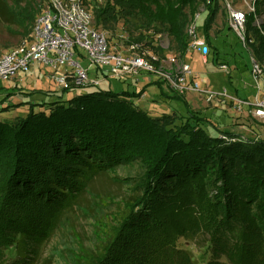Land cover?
Masks as SVG:
<instances>
[{
    "label": "trees",
    "instance_id": "obj_1",
    "mask_svg": "<svg viewBox=\"0 0 264 264\" xmlns=\"http://www.w3.org/2000/svg\"><path fill=\"white\" fill-rule=\"evenodd\" d=\"M14 1L17 10L5 0L0 9L23 38L42 0H28L27 6ZM201 2L210 62L228 64L209 35L221 8L218 0H106L96 19L98 26L112 29L119 18L133 30L163 29L184 55L188 14ZM255 5L259 15L264 0ZM254 15L246 17V31L254 37L251 49L264 61V19L258 27ZM68 91H46L50 99L29 101L24 116L0 120V247L15 246L12 264H29L24 254L35 252L30 247L45 235L48 211L84 191L92 175L136 158L145 170L134 183L129 208L98 256L85 264H195L176 239L202 227L211 252L203 264H264L263 134L252 140L227 131L226 138L210 134L190 109L184 120L175 111L151 116L132 102L144 88H96L73 96ZM166 97L184 99L171 92ZM7 99L0 95L1 112L29 103ZM36 105L45 108L34 110ZM50 218L54 222L56 215Z\"/></svg>",
    "mask_w": 264,
    "mask_h": 264
},
{
    "label": "rangeland",
    "instance_id": "obj_2",
    "mask_svg": "<svg viewBox=\"0 0 264 264\" xmlns=\"http://www.w3.org/2000/svg\"><path fill=\"white\" fill-rule=\"evenodd\" d=\"M5 1L8 6L17 10L18 7H16V5L18 3L16 1ZM19 3H21L20 5L27 6L28 0H20ZM105 3L106 0L85 1L89 9L91 5L94 4L91 11L93 16L92 25L111 35L113 42L120 40L123 42L122 44L124 46L131 42H139L143 44L142 46L144 49L148 50L151 48V42L155 45H159V43L162 42L163 45L166 46L165 53H167L168 56L177 55L179 53L175 43L172 42L171 37L163 29L161 31H156V29L141 26L133 30L124 23L122 18L117 20L113 29L110 28L112 25L108 27L103 25L98 26L96 9L105 6ZM42 5L43 0L39 3V10ZM198 8L194 14L198 11ZM259 9V15L261 19H264V5H261ZM200 14L198 23L202 27L206 13L203 11ZM225 15L221 7L209 31V35L212 37L216 46H218L220 55L225 57L223 59L228 63V70H219L216 63L212 64L210 62V55L207 65L202 62L201 56L197 52L188 53L186 55V60L190 63L192 70L198 73L197 82L201 88L205 85L207 86V84L210 90L215 92L220 91L222 88H226L227 95L235 96V98L247 97L252 103L253 86L250 77V54L247 49L243 48L235 32L227 28L228 24ZM192 16L193 15L188 14L186 26L191 22ZM33 23L30 26L29 34L21 38L17 33L19 29L10 22L9 18L7 20L3 11L0 9V56L4 52L15 48L23 39H29ZM185 29L184 33L186 36ZM139 31H141V37L139 36ZM229 58L231 60H236L237 69L231 67ZM58 72L59 71L52 72L49 69L40 67H35L27 72H19L13 79L0 82V95H8L6 103L20 102L21 99H27L24 100L27 103L29 101L32 103H40L42 102L39 99L41 95L45 94L46 91H53V89H56V82L53 75ZM89 76L91 77L93 75L89 74ZM116 81L118 80H111V87H108V82L102 80L99 87L120 92L126 85L124 84L123 87H120V83ZM129 82L130 80L128 83ZM130 85H132V83H130ZM163 86L165 89L168 87L166 83H164ZM99 87H80L73 93L69 92L68 96L77 95L90 90V88L96 89ZM131 88H133V85ZM192 93L195 92L185 93L184 99L160 98L158 103L161 104V106L154 105L151 101L147 100L139 101V104L142 106V109H147L148 111H145L151 116H158L163 113L169 114L175 111V113L184 120L185 117L189 115V108L185 102L186 99L189 106L195 109L192 112L199 115L198 119L201 125L204 126L210 134L220 135V133H224L223 131H227L244 140H252L262 134V136H264L262 124L259 120L254 118L251 113H248L249 108L245 109L239 100L216 98L211 102H206L203 95ZM32 103H24L19 107H13L4 112L0 110V120H17L27 113L29 104ZM213 103H217L219 106L223 107V111L214 112L212 116V114H208L206 111L213 107ZM135 105L137 106L136 103H134V106ZM1 106L2 105H0V107ZM44 108L43 105H36L34 110H43ZM201 110L205 112L203 115L198 113ZM225 111L227 113H225ZM217 114H219V116H217ZM210 116H212V118ZM180 118L178 120L179 122L181 121ZM230 122H232V124H230ZM220 126L224 128H220ZM114 168L113 166H108L106 168L108 172L92 175L88 181V187L84 191H81L63 206L48 211L50 214H55L56 219L53 222L51 218L49 219L50 214L48 215L49 222L45 235L38 241L39 243L37 245L35 244L36 246L33 245L30 247V249L35 252L24 254L29 258V264H85L90 258L98 256L102 247L111 237L113 228L117 226L120 218L129 208L128 202L133 195L134 183L137 182L139 176L145 170L140 158L131 159L128 163L121 164L119 167ZM194 231L185 230V232L180 233L176 239L177 247L182 249L195 264H203L211 256L208 242L209 235L204 230V227L199 230L200 233L198 231H195L198 233H194ZM2 247H0L2 250L0 252V260L2 259L0 264H12L18 257L15 246L6 245V248ZM220 260L225 263L228 262L224 256H221Z\"/></svg>",
    "mask_w": 264,
    "mask_h": 264
},
{
    "label": "built area",
    "instance_id": "obj_3",
    "mask_svg": "<svg viewBox=\"0 0 264 264\" xmlns=\"http://www.w3.org/2000/svg\"><path fill=\"white\" fill-rule=\"evenodd\" d=\"M85 1L43 0L30 38L23 39L15 48L0 56V82L9 81L19 72H27L35 67L52 71L64 69L72 73L78 83L90 81L89 74L93 70L100 73L101 80L104 75L121 78L140 75L150 77L153 74L167 84L166 89L171 93L184 96L187 92H195L192 94L203 95L206 102L216 98L239 100L242 105L250 107L249 112L264 129V61L251 49L254 37L246 31V17L255 14V3L262 0H218L226 14L228 26L250 54V77L254 89L252 103L228 97L226 88L217 92L202 89L197 82L198 73L192 70L186 60L188 53L197 52L202 62L205 65L208 63L210 48L198 23L200 13L206 12L204 2L200 3L198 11L186 26L188 46L185 54L179 52L168 56L162 42L159 45L151 42L150 50L144 49L139 42L125 46L120 40L113 42L111 35L92 25L91 11L94 4L89 9ZM209 1L206 0L207 3ZM261 21L260 15H254L255 25L260 27ZM216 66L221 71L228 70V65L220 60L216 61Z\"/></svg>",
    "mask_w": 264,
    "mask_h": 264
},
{
    "label": "crops",
    "instance_id": "obj_4",
    "mask_svg": "<svg viewBox=\"0 0 264 264\" xmlns=\"http://www.w3.org/2000/svg\"><path fill=\"white\" fill-rule=\"evenodd\" d=\"M225 53H227V52H225ZM230 65L234 69H237V66H236L237 65V62H236L235 59H232V60L230 59ZM90 74L93 75V76L90 77L91 79H93V78H99V76H100L99 75L100 73L98 71H95V70L91 71ZM103 77H102V80L105 81V82H108V87H111V84H110L111 83V80H118L116 82L117 83H120V87H123L124 84H125L126 86L124 88H122L121 91L137 92V91L141 90L142 88H144V92L142 93L141 97L138 98V99L134 98L132 100L140 108H142V106H140L139 101H143V100L146 101L147 100V101H151L152 104H154V105L161 106V104L158 103V101H159L160 98H162V99H170V98H167L166 97V94L169 95V92L164 88V86H163L164 82L161 81L158 78L157 75H153L152 74V75H150V77L149 76H146V75H140L139 77L125 76V77H121V78L105 77V75H104ZM100 79H101V77H100ZM129 80H130V82L128 83ZM158 80L161 81V83H158L159 86L156 83V82H158ZM130 83H132L133 88H131L132 85H130ZM160 89H162V91ZM202 89H204V90H210V87L207 84V86L206 85L203 86ZM148 91H149V93H148ZM253 95H254V89H253ZM253 95H252V100H253ZM228 97H234L235 98V96H230V95H228ZM171 98H173V97H171ZM239 99H241V100H243L245 102H250V99H248L247 97L239 98ZM185 102H186V104H187V106H188V108L190 110H193V111L195 110V109H192L191 106H189V103H187L186 99H185ZM212 105H213V107L207 109V111H206L208 114H212V116H213L214 115V112L216 113V112H222L223 111L222 110L223 107L219 106L217 103H213ZM242 106L245 107V109L249 108V111H250V107L247 104H243ZM144 110H147V109H144ZM198 113H200L201 115H203V113H205V112L201 110ZM225 113H227V112L225 111ZM219 114H217V116H219ZM212 116H210V117L212 118ZM230 124H232V122H230ZM220 128H224V127H221L220 126Z\"/></svg>",
    "mask_w": 264,
    "mask_h": 264
},
{
    "label": "water",
    "instance_id": "obj_5",
    "mask_svg": "<svg viewBox=\"0 0 264 264\" xmlns=\"http://www.w3.org/2000/svg\"><path fill=\"white\" fill-rule=\"evenodd\" d=\"M55 71H59V72L57 74L53 75V78H54V80L56 82V89H53L52 92H54V91L55 92H60L61 90L68 89L69 90L68 93L69 92L70 93H73L76 89H78L80 87H84V88H88V87H92V86H98L99 87V85L102 82V80L100 78H93V79H91L90 76H89L90 81L85 82V83H78V82L75 81L72 73L69 74L64 69H57ZM95 79H97V80H95ZM92 81H97V83L92 82ZM99 88H101V87H99ZM91 89L92 88H90V90ZM101 89H103V88H101ZM47 92H51V91H47ZM39 99L41 101H45L46 102L48 99H50V97L43 94V95H41L39 97ZM21 100H27V99H21ZM222 134L220 133L219 136L220 137H224ZM224 138H226V137H224ZM231 140H235V139H231Z\"/></svg>",
    "mask_w": 264,
    "mask_h": 264
}]
</instances>
